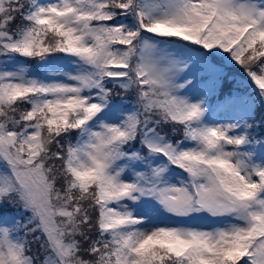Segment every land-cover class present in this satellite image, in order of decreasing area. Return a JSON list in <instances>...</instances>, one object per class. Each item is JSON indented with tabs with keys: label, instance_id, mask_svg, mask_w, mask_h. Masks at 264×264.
<instances>
[{
	"label": "snow or ice",
	"instance_id": "1",
	"mask_svg": "<svg viewBox=\"0 0 264 264\" xmlns=\"http://www.w3.org/2000/svg\"><path fill=\"white\" fill-rule=\"evenodd\" d=\"M0 264H264V0H0Z\"/></svg>",
	"mask_w": 264,
	"mask_h": 264
},
{
	"label": "trees",
	"instance_id": "2",
	"mask_svg": "<svg viewBox=\"0 0 264 264\" xmlns=\"http://www.w3.org/2000/svg\"><path fill=\"white\" fill-rule=\"evenodd\" d=\"M225 71H227L229 74H228V80L224 86V91L227 92L230 88L232 90H237L236 81L242 79L240 72L238 70L232 69L230 65L227 69H225ZM240 90L243 91L244 89H240ZM212 102L215 103V98H213Z\"/></svg>",
	"mask_w": 264,
	"mask_h": 264
},
{
	"label": "rangeland",
	"instance_id": "3",
	"mask_svg": "<svg viewBox=\"0 0 264 264\" xmlns=\"http://www.w3.org/2000/svg\"><path fill=\"white\" fill-rule=\"evenodd\" d=\"M231 66V65H230ZM232 67V66H231ZM214 105H215V103H212V106H213V108H214ZM219 118H221V113H220V110H218V109H216V110H214L213 112H212V114H211V116H210V119H213V120H215V119H219ZM165 223V224H170V223H174V221H172V220H161V221H157V223Z\"/></svg>",
	"mask_w": 264,
	"mask_h": 264
}]
</instances>
